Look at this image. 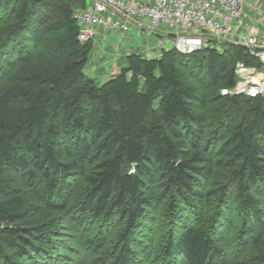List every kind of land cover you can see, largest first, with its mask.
<instances>
[{"label": "trees", "instance_id": "trees-1", "mask_svg": "<svg viewBox=\"0 0 264 264\" xmlns=\"http://www.w3.org/2000/svg\"><path fill=\"white\" fill-rule=\"evenodd\" d=\"M77 1L86 7V0H0V24L10 22L0 55L7 66H26L0 89V264H27L48 250L60 231L55 214L71 202L83 220L123 221L109 264H129L134 230L159 192L170 213L184 202L196 218L169 231L160 249L164 264L180 254L188 264H210L220 254L213 230L225 209L209 214L207 205L225 206L229 189L239 198L229 212L241 217V233L263 241L260 200L251 192L264 189V95L220 88L238 81V61L263 72L264 63L242 44L209 39L189 53L173 46L154 58L132 51L99 84L84 70L93 41L78 39ZM57 33L43 67L32 66L43 38ZM199 80L219 89L211 121ZM219 142L221 157L214 160L209 150ZM216 163L228 166L223 180L199 188ZM35 170L43 181L29 196L15 186V175L32 177ZM75 175L85 188L73 197ZM105 243L102 229L85 239L93 252ZM237 264H264V250Z\"/></svg>", "mask_w": 264, "mask_h": 264}, {"label": "rangeland", "instance_id": "rangeland-1", "mask_svg": "<svg viewBox=\"0 0 264 264\" xmlns=\"http://www.w3.org/2000/svg\"><path fill=\"white\" fill-rule=\"evenodd\" d=\"M86 5H90V0H86ZM80 1L73 3V9L79 11L84 9ZM264 10V8H262ZM148 23V22H147ZM10 25V22L0 24V42L3 35ZM144 28L131 23L130 29L124 33L105 30L98 25L94 26L93 45L88 52L87 63L85 64V72L94 74L97 83L101 84L110 78L111 71H115L116 67L123 62L124 56L130 51H137L150 58L158 56L162 50H168L172 47V41L175 39V30L164 24H159L155 31L148 29L145 23ZM59 35L49 34L45 36L40 43L39 48L33 53L31 65L36 68L43 67L42 57L45 55L44 50L49 48L53 37ZM222 44V43H221ZM219 45V44H217ZM43 51V52H42ZM41 52V53H40ZM40 54V55H39ZM3 54L0 57H4ZM0 59V89L7 85L13 78L19 77L25 71L26 66L16 61L14 67L7 66V63ZM10 70H9V68ZM98 67H104L103 76L98 71ZM97 69V70H95ZM91 70V71H90ZM182 75L187 77L183 72ZM189 80V79H187ZM202 86L201 90L207 94L208 101L204 109L207 111L210 119L215 115L216 108L220 105V101L216 98V87H206L201 85L203 80L198 82ZM221 89V88H220ZM197 109H202L201 105H196ZM210 149L212 157L217 159L221 157L218 146ZM228 166L225 164H215L212 173L206 179H199L197 186L199 188L211 187L219 184L225 177ZM157 173L159 181L162 176ZM15 186L29 196L36 194L40 188L43 176L40 172L34 171L31 177L26 171H18L15 175ZM84 182L77 175L72 178V196L79 194L84 188ZM158 185V184H157ZM235 192L229 189L228 200L225 206L211 201L207 205L209 214H213L217 207L225 209L217 216V223L213 230V237L219 247L220 254L216 255L210 264H237L243 258H248L252 254L264 250V238L260 243L251 240L248 233H241V217L229 212L232 204L238 203V197ZM260 200V209L264 219V189L253 190L251 192ZM34 202V198H29ZM28 201V202H29ZM237 204H235L236 206ZM193 205L184 202H178L176 209L170 213L167 209V199L159 192L158 198L152 200L145 206V215L139 220L134 230L135 242L132 245V256L129 264H164V259L160 255V249L167 238L169 231H178L182 227L188 225L195 220L193 213ZM60 224V231L55 236V242L44 253H37V257L28 261L27 264H109L110 258L116 249L118 242V234L123 227V221L113 219L111 221H99L91 217L82 219L83 214L75 205H69L68 209L61 213H56ZM81 220V221H79ZM99 229H102L106 235V243L100 252H93L85 244V239L93 237ZM247 239V241H244ZM36 255V254H35ZM173 264H188L185 257L180 254L174 259Z\"/></svg>", "mask_w": 264, "mask_h": 264}, {"label": "built area", "instance_id": "built-area-1", "mask_svg": "<svg viewBox=\"0 0 264 264\" xmlns=\"http://www.w3.org/2000/svg\"><path fill=\"white\" fill-rule=\"evenodd\" d=\"M246 0H90V5L73 16L80 28L78 39L86 42L95 33L94 26L124 33L130 24L155 31L159 24L175 30L172 46L189 53L214 39L217 44L232 35V25L243 15ZM148 22V23H147ZM234 42L247 47L250 54L264 63V38L257 34H235ZM218 47V46H217ZM238 81L222 87L221 94L264 95L262 69L238 61L235 65Z\"/></svg>", "mask_w": 264, "mask_h": 264}, {"label": "crops", "instance_id": "crops-1", "mask_svg": "<svg viewBox=\"0 0 264 264\" xmlns=\"http://www.w3.org/2000/svg\"><path fill=\"white\" fill-rule=\"evenodd\" d=\"M86 7H88V6L86 5ZM262 8H264V0H246V3L243 7V15H242L240 21L238 23L232 25V27H231L232 35L226 37L223 40V42L235 43L234 42V39H235L234 35L235 34L243 35V36L248 35V34H257L259 37L264 38V10ZM95 33H96V30H95ZM94 36H93V38H94ZM93 38H92V41H93ZM130 52H132V51H130ZM130 52H128V53H130ZM146 57H148V56L146 55ZM119 67L117 66L115 71H111L110 75H113L116 72H118ZM95 70H97V69H95ZM97 72H100V74L102 76L104 74H106L104 67H98ZM88 75H90V73ZM93 75L94 74H92L90 76H93Z\"/></svg>", "mask_w": 264, "mask_h": 264}]
</instances>
